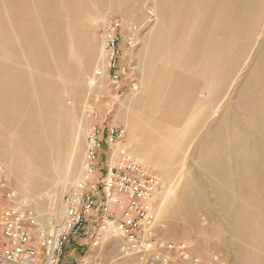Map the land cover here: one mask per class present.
<instances>
[{"label": "rangeland", "instance_id": "374dc122", "mask_svg": "<svg viewBox=\"0 0 264 264\" xmlns=\"http://www.w3.org/2000/svg\"><path fill=\"white\" fill-rule=\"evenodd\" d=\"M114 22L120 90L98 76ZM94 126L158 179L161 242L201 264H264V0H0V168L50 232ZM99 226L92 214L67 261L135 264L113 237L88 249Z\"/></svg>", "mask_w": 264, "mask_h": 264}, {"label": "built area", "instance_id": "2783aa9c", "mask_svg": "<svg viewBox=\"0 0 264 264\" xmlns=\"http://www.w3.org/2000/svg\"><path fill=\"white\" fill-rule=\"evenodd\" d=\"M120 27L119 22H114L102 33L103 52L98 71V76L107 74L116 90L121 89L126 75L119 64L122 56ZM136 39L133 28L122 48L132 49ZM131 89L136 90V87L133 85ZM116 134L114 129L97 126L88 132L83 175L72 192L62 199L64 215L55 234H50L31 204L10 188L0 168L3 202L0 209V264H86L83 260L78 263L77 259L67 261L66 257L75 251L83 254L77 242L92 214L100 218V226L88 249L100 250L104 239L113 237L121 243V255L136 258L135 264H201L188 245L165 244L157 238L155 199L159 181L133 161L126 151L116 150L119 161H112L116 154L112 149L120 138ZM103 145L107 154L102 175L96 161ZM114 205L121 210L118 217L111 214ZM213 261L223 264L218 258ZM93 264H102L100 253L95 254Z\"/></svg>", "mask_w": 264, "mask_h": 264}, {"label": "bare ground", "instance_id": "6f19581e", "mask_svg": "<svg viewBox=\"0 0 264 264\" xmlns=\"http://www.w3.org/2000/svg\"><path fill=\"white\" fill-rule=\"evenodd\" d=\"M114 147H115V145H114ZM117 150H123V149H119V148H117ZM124 151V150H123ZM113 157H116V158H119L118 157V155L117 154H113ZM62 212V211H61ZM63 215H64V210H63ZM62 218H63V216H62ZM57 222V221H56ZM60 228V225L55 229V231L54 232H50V234H55L57 231H58V229ZM106 239H108V237H106L104 240H106Z\"/></svg>", "mask_w": 264, "mask_h": 264}, {"label": "crops", "instance_id": "0c3cea01", "mask_svg": "<svg viewBox=\"0 0 264 264\" xmlns=\"http://www.w3.org/2000/svg\"><path fill=\"white\" fill-rule=\"evenodd\" d=\"M74 253H76V255H78L79 254V256L78 257H80V255H81V252H78V251H75ZM68 254V253H67ZM75 255V256H76ZM68 261H71V260H68Z\"/></svg>", "mask_w": 264, "mask_h": 264}]
</instances>
